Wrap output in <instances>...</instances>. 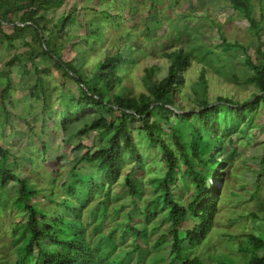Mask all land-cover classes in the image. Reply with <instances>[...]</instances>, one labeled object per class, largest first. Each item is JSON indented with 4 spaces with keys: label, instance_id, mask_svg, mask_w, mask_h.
<instances>
[{
    "label": "trees",
    "instance_id": "1",
    "mask_svg": "<svg viewBox=\"0 0 264 264\" xmlns=\"http://www.w3.org/2000/svg\"><path fill=\"white\" fill-rule=\"evenodd\" d=\"M227 1L249 22L259 41L257 59L249 55L245 59V64L252 70L248 81L256 87L254 99L241 102L219 95L211 101L206 70L202 68L192 84L194 105L186 108L178 103V94L185 85L184 71L190 67L192 57L183 48L162 52L168 61L167 71L162 77H158L161 66L153 64L146 67L142 76L144 91L135 94L122 85L120 70L132 62L122 51L117 50L97 60L89 74L78 68L76 63L64 59L66 43L55 40L63 39L64 31L74 22L75 15L69 12L54 21L50 14L64 0H0V34L14 50L7 66L19 64L27 73L28 64L35 67L37 58L49 60L64 77L74 80L79 89L76 97L63 102L59 120L64 142L74 135L87 136L92 132L99 133L102 140L96 147L75 144L74 148L80 153L71 168V178L62 183L63 195L58 199L52 198L56 204L53 215L48 209L31 202L39 188L28 177H21L10 168L7 160L10 150L0 145V187L4 188L9 181H18V195L13 203L27 214L26 221L13 226L15 243L22 246H19V255L12 264H109L102 263L97 257V241L110 244L109 254L114 253L110 255L112 258L124 255L128 264L132 263L134 253L142 246L140 238L156 233L160 228L157 219L164 213L162 225L169 224L171 238L168 264L176 261L180 264H205L195 250L206 243L220 200L218 187L209 185V177L223 181L229 158L235 153L233 147L228 156L223 154L225 141L231 142V136L243 133L260 105L264 110V49L261 41L264 20L254 17L252 0ZM4 24L12 25V31L5 32ZM29 30L33 34L27 40ZM221 37L223 48L245 49L240 42L227 40L222 31ZM17 39L24 41L21 50L14 44ZM42 85V77H38L31 94L38 96ZM11 89V83L7 82L0 94V114L5 117L11 114L7 105ZM44 106L45 109L49 106L47 99ZM136 130L158 148L166 170L150 176L151 183L155 185L154 195L141 205L137 220L127 213L117 221L121 207L126 206L114 205L122 198L113 190L120 176L123 184L129 186V194L138 198L142 196L141 180H133L129 173L121 175L126 164H142L145 160L141 146L144 140L138 137V133L137 136L134 134ZM43 149L47 150L46 145ZM81 162L96 166V171L82 172L77 169ZM97 175L101 180L96 178ZM179 180L185 190L192 187L188 201L181 200L173 192ZM99 197L102 199L97 204L102 206L103 213L98 218L93 214L97 210L94 201ZM108 215L112 216V226L104 230L102 223ZM189 218L194 225L181 235L180 227ZM96 219L99 220L97 223L94 222ZM263 230L238 237L241 264H264ZM162 238H157L154 247L162 246ZM135 259L136 264H143L145 253H139ZM218 264L238 263L229 257V261L219 260Z\"/></svg>",
    "mask_w": 264,
    "mask_h": 264
},
{
    "label": "rangeland",
    "instance_id": "2",
    "mask_svg": "<svg viewBox=\"0 0 264 264\" xmlns=\"http://www.w3.org/2000/svg\"><path fill=\"white\" fill-rule=\"evenodd\" d=\"M252 1L254 17L264 20V0ZM69 12L75 15V20L65 29L63 39L56 38L55 42H65L64 59L76 63L88 74L97 60L117 50L122 51L125 57L132 59L125 69L120 70L122 85L138 94L144 91V69L153 64L159 65L161 70L158 77H162L168 66L162 52L183 48L191 54L192 61L184 71L185 85L178 94L179 104L186 108L194 105L192 84L198 79L202 68L206 70L211 101L219 95L241 102L254 99L256 87L248 81L252 70L245 64V59L247 55L257 59L259 41L249 22L227 0H64L50 14L57 21ZM3 30L11 32L12 25L4 24ZM221 31L227 40L238 41L245 49L223 48ZM32 34V30L27 32V40L31 39ZM261 41L264 49V30ZM23 42L17 39L14 44L21 50ZM13 53L14 50L0 34V94L7 82L12 86L7 100L11 114L7 117L0 114V145L10 150L7 159L10 168L19 176L28 177L39 188L31 202L39 208L48 209L49 214L53 215L56 204L52 198L58 199L63 195L62 183L71 178V168L76 155L80 153L74 148L75 144L96 147L102 140L99 133L92 132L87 136L74 135L64 142L60 113L64 108L63 102L79 94L78 85L64 77L43 57L35 60V67L28 64L27 73L19 64L8 67L7 62ZM38 77H42L43 85L38 90V96H34L31 94L32 87ZM45 99L49 103L46 109ZM137 133L144 140L141 146L145 160L142 164H126L121 169V175L129 173L133 180L139 178L142 196L138 198L129 194L130 188L123 184V177L120 176L113 190L122 198L114 205L126 206L121 207L117 221L127 213L137 220L141 205L154 195L155 185L151 183L150 176L166 170L158 148L146 141L140 131L136 130L134 134L137 136ZM166 133L170 134L168 127ZM230 139L231 142L225 141L223 154L228 156L233 147L235 153L229 158L223 181L212 177L208 180L210 186L218 187L220 200L206 243L195 250L205 264L229 261V257L241 264L242 255L237 250L238 237L247 232L260 233L264 228V110L261 105L245 125L243 133L235 134ZM77 169L93 172L96 166L81 162ZM96 178L101 180L98 175ZM18 190V181H9L4 188L0 187V264H12L22 246L16 245L12 232L17 222H24L27 218L26 211L17 209L13 203ZM191 191V186L184 189L181 180L173 190L183 201H188ZM101 199L97 198L94 205ZM102 213V206L97 204L93 215L99 218ZM163 215L157 219L160 228L156 233L140 238L142 246L134 253V261L129 264H136V256L143 252L146 257L143 264H168L171 238L169 224L162 225ZM111 219V215L104 219V230L112 226ZM98 221L94 220L95 223ZM193 225L192 218L186 219L180 227V234L184 235L185 230ZM158 237H163L162 246L156 248L154 243ZM96 246L97 257L102 263L128 264L124 255L112 258L110 255L114 253L109 254L110 244L105 241H97ZM175 264L180 262L176 261Z\"/></svg>",
    "mask_w": 264,
    "mask_h": 264
}]
</instances>
